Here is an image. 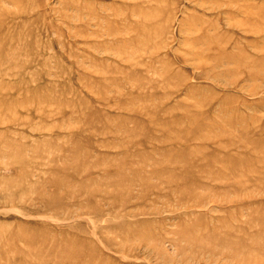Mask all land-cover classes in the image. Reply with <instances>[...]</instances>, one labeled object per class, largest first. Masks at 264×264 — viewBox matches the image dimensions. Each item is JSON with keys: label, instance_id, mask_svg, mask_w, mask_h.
<instances>
[{"label": "rangeland", "instance_id": "374dc122", "mask_svg": "<svg viewBox=\"0 0 264 264\" xmlns=\"http://www.w3.org/2000/svg\"><path fill=\"white\" fill-rule=\"evenodd\" d=\"M0 264H264V0H0Z\"/></svg>", "mask_w": 264, "mask_h": 264}]
</instances>
